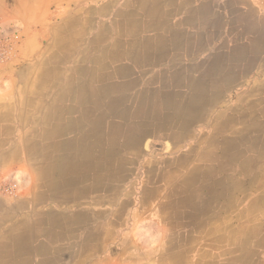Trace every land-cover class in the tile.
<instances>
[{
	"label": "crops",
	"instance_id": "crops-1",
	"mask_svg": "<svg viewBox=\"0 0 264 264\" xmlns=\"http://www.w3.org/2000/svg\"><path fill=\"white\" fill-rule=\"evenodd\" d=\"M0 264H264V0H0Z\"/></svg>",
	"mask_w": 264,
	"mask_h": 264
},
{
	"label": "built area",
	"instance_id": "built-area-1",
	"mask_svg": "<svg viewBox=\"0 0 264 264\" xmlns=\"http://www.w3.org/2000/svg\"><path fill=\"white\" fill-rule=\"evenodd\" d=\"M9 53V48L7 46L0 47V59L4 58Z\"/></svg>",
	"mask_w": 264,
	"mask_h": 264
}]
</instances>
